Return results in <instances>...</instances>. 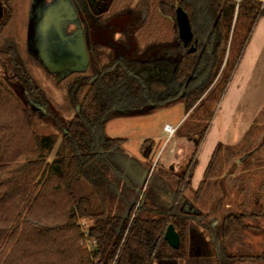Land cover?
Returning a JSON list of instances; mask_svg holds the SVG:
<instances>
[{"label": "trees", "instance_id": "obj_1", "mask_svg": "<svg viewBox=\"0 0 264 264\" xmlns=\"http://www.w3.org/2000/svg\"><path fill=\"white\" fill-rule=\"evenodd\" d=\"M107 2L87 24V66L74 71L57 102L33 78L31 65L40 62L18 27L17 0H7L0 24V264L264 261V246L255 251L247 241L264 235V107L239 143H217L196 189L189 166L173 172L157 165L139 203L136 181L148 171L154 141L143 140L136 158L125 152V138L105 132L113 115L180 101L188 115L176 135L198 146L264 9L256 0H242L236 11L233 0ZM177 6L191 26L187 46ZM110 22L124 55L104 56L105 44L92 38L94 27ZM169 223L177 248L163 238Z\"/></svg>", "mask_w": 264, "mask_h": 264}, {"label": "crops", "instance_id": "obj_2", "mask_svg": "<svg viewBox=\"0 0 264 264\" xmlns=\"http://www.w3.org/2000/svg\"><path fill=\"white\" fill-rule=\"evenodd\" d=\"M263 107L264 15H258L214 105L212 116L208 120L199 145L195 146L192 140L185 137L167 135L165 139L171 140L170 147L160 158L159 163L173 172L183 171L189 166L190 187L196 189L217 143L226 145L239 143ZM187 115L188 113L178 124L172 126L177 129ZM166 124L169 123L163 124V132H166L164 130ZM149 139L154 141L153 138ZM133 157L140 158V153ZM262 227L264 229V220ZM257 236L264 237L262 233L252 235L255 238Z\"/></svg>", "mask_w": 264, "mask_h": 264}, {"label": "rangeland", "instance_id": "obj_3", "mask_svg": "<svg viewBox=\"0 0 264 264\" xmlns=\"http://www.w3.org/2000/svg\"><path fill=\"white\" fill-rule=\"evenodd\" d=\"M26 10L27 7L23 5V0H19L16 12L18 14L17 21H19L18 27L20 28L21 34H23L24 30L23 28H21V18ZM88 16L90 22H92V18H90V15ZM113 26L115 27V25L111 22L106 24H99L92 30V38L94 40H99L100 42H103L105 44L103 47L104 56L111 50H113V52L118 55L126 54L125 49L119 48V43L116 41L119 33L114 32ZM30 69L33 78L45 89L47 94L57 102H60L62 99L63 93L65 91L64 87L67 83L66 81L69 80V78L73 77L75 74H78V72L73 71L67 77L63 79H57L55 75H52L48 71H45L42 65H31ZM146 107L147 106H145L144 109H146ZM185 114L186 113L183 104L180 101H177L171 106L155 109L142 115H113L106 122V134L110 137L125 138V143L123 144V146L125 148V152L130 154V156L138 155L143 140L149 138L154 139L151 156L148 160V171L146 169L147 173L145 171L143 176L139 177L136 181L137 188L138 185H141V188L137 195L136 203H139V201L141 200L142 193L144 192L146 182L148 181L150 174L154 172L157 165H161L159 163L160 158L170 147L171 140L165 139L168 134L167 132H163V124L166 122L171 125L178 124L179 121L183 119ZM174 135H176V132L173 134V136ZM144 178L145 180L142 183V179ZM227 183L228 181L225 180L224 185L226 186ZM186 193H189V191L187 190ZM218 194L221 195L220 192H218ZM232 199L233 196L229 193L226 197L223 198L222 202L226 205L229 204ZM247 241L251 244L252 248H254L255 251H259L264 246V237L261 236H257L255 238L250 235ZM257 264H264V261Z\"/></svg>", "mask_w": 264, "mask_h": 264}, {"label": "flooded vegetation", "instance_id": "obj_4", "mask_svg": "<svg viewBox=\"0 0 264 264\" xmlns=\"http://www.w3.org/2000/svg\"><path fill=\"white\" fill-rule=\"evenodd\" d=\"M17 0V4H18ZM108 0H23L27 10L21 18L23 38L39 59V65L57 79L67 77L82 67L79 59L70 56L78 35H82L88 56L89 42L87 24L90 18L98 17L107 8ZM7 0H0V24L7 12ZM16 16L18 14L16 13ZM18 19V17H17ZM74 51L72 54H75ZM46 56L47 68L41 58ZM62 56L59 60H52ZM100 67V66H99ZM97 67V70L99 69ZM188 167V166H187Z\"/></svg>", "mask_w": 264, "mask_h": 264}, {"label": "water", "instance_id": "obj_5", "mask_svg": "<svg viewBox=\"0 0 264 264\" xmlns=\"http://www.w3.org/2000/svg\"><path fill=\"white\" fill-rule=\"evenodd\" d=\"M175 20H176V25L178 28V36L180 38V40L182 41L184 46H187L189 44V42L192 39V31H191V26L189 23V19L188 16L186 14V12L180 7L177 6L175 8ZM76 41V45L72 48H69L70 52H76L75 54H70V56H75L77 59H79V63L81 64V70H84L87 66L88 63V56L85 50V46H84V41H83V37L82 35H78ZM195 48L193 47V45H189L188 51L192 52L194 51ZM46 56H44L43 54L41 55V58L43 59V62L45 64V66L47 68L48 67V63L46 62L45 59ZM60 58H62V56H56L54 54V57L52 58V60H59ZM50 69V68H49ZM163 238L164 240L167 241V243L173 247V248H177L179 246V236L177 231L175 230L173 224L169 223L166 227L165 230L163 232Z\"/></svg>", "mask_w": 264, "mask_h": 264}, {"label": "built area", "instance_id": "obj_6", "mask_svg": "<svg viewBox=\"0 0 264 264\" xmlns=\"http://www.w3.org/2000/svg\"><path fill=\"white\" fill-rule=\"evenodd\" d=\"M233 1H234L235 11H236L238 8V5L240 4L242 0H233ZM256 1L258 2V9L259 10L264 9V0H256ZM164 130L167 132L168 136H172L176 131V127L166 124L164 125Z\"/></svg>", "mask_w": 264, "mask_h": 264}]
</instances>
